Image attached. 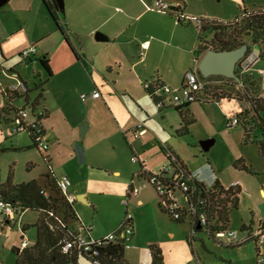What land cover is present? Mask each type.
Returning a JSON list of instances; mask_svg holds the SVG:
<instances>
[{
    "label": "crops",
    "instance_id": "obj_1",
    "mask_svg": "<svg viewBox=\"0 0 264 264\" xmlns=\"http://www.w3.org/2000/svg\"><path fill=\"white\" fill-rule=\"evenodd\" d=\"M156 1L63 0V8H60L61 19L70 42L78 52L77 57L57 28L43 0H0V114L8 107L25 108L30 121L40 120L48 144L47 150L43 151L31 145L30 134L26 132L23 137L20 135L21 132L10 136L3 124L9 125L8 131L12 130L10 118L13 111L9 112L7 119H0V156L4 158L3 162H0V185L7 182L10 174L14 184L22 183L16 179L15 165L18 159L6 153L38 150L47 170L31 180L35 179L42 184L46 175L57 180L63 175L68 176L71 184L67 191L74 195L73 207L79 219L78 207L90 205L93 208L92 223L80 219L83 224L91 225L90 236L93 238H101L117 230L126 212H131L132 208L134 233L138 230L139 217L134 204L143 206L146 203L141 195L148 192L147 186H152L146 177L148 174L160 172L168 165V152L176 155L188 170L179 154L177 139L189 135V126L195 122L191 106L202 102H193L183 109L193 121L188 125V132L180 135L177 132L182 124L180 111L170 105L158 109L144 84L158 82L172 86L181 85L188 70H198V63L207 50H199L203 42L200 32L194 35L192 43L190 37L189 45L180 44L183 22L187 17L182 12L183 16L179 17L176 13L173 15L153 10ZM184 26H186L184 29H187V25ZM97 33H101L102 36L97 38ZM31 45L37 47V52L24 59L21 52ZM180 51L187 52L183 61L176 58ZM252 51L253 45L250 53ZM250 53L245 60L247 65L264 59V44L260 45L257 58H252ZM42 57L49 59L51 75L43 68L39 60ZM16 78L27 84L28 92L11 97L6 90ZM96 88L101 92L99 98L91 96ZM83 93L88 95L85 100L81 98ZM260 94L264 96V93ZM77 106L78 108H75ZM76 110L79 114H73ZM59 112L62 114L60 123L68 125L72 134L71 147L67 153L72 167L56 172L60 162L62 139L58 133L56 116ZM140 121L145 123V131L134 137L133 128ZM77 143L84 150L83 160H79L75 149ZM120 153L125 154L122 159ZM28 154L27 168L31 169L40 162V159L35 153ZM133 157L137 159L133 160ZM77 158L80 162L78 167L74 165L77 164ZM7 159L12 160L13 164L9 171L6 170L4 163ZM256 172L257 174L252 175L260 174ZM99 175L117 177V185L111 187V190H102L99 186L91 189V177ZM27 181L30 179L24 182ZM234 182L239 183L242 193L243 182L239 179H233L223 186H229ZM130 188L137 189V194L130 193ZM261 192L264 193V188H261ZM241 193L238 207L230 211V220L231 212L240 210ZM102 195L109 198L107 203L104 200L100 201L104 198ZM79 196L82 199H79ZM124 200L127 201L126 204ZM157 203L160 213L168 215L161 203ZM102 205L103 207L108 205L106 209L112 210L104 218ZM168 217L173 225L185 221L174 220L169 215ZM6 223L7 230L4 228L5 224L0 222V238L9 239L13 220L6 218ZM260 223H264V214L262 212L257 214L251 210V216L245 219L241 217L238 228L232 229L244 234ZM29 226L25 222L19 233L14 234L7 244L4 240L0 242L2 248L8 245L10 252L14 254V264L15 250L20 246L21 240L26 238L24 234L29 230ZM33 227L35 228L34 225ZM227 227L231 228L230 221ZM168 233L172 237L175 236L173 230H169ZM200 234H196L194 242L199 241L201 247L211 253L205 241L197 237ZM188 237L189 234L186 241L192 247L193 242L190 243ZM212 239L217 243L214 238ZM132 240L133 236L130 241ZM250 243L254 244V264H257V255L261 253L263 246ZM28 244L30 245L29 241ZM240 246L225 247L233 250ZM132 249V246L125 249L124 258L127 264H130L127 250ZM138 253L140 257L143 256L142 249ZM196 254L205 264H210L202 259L198 252ZM0 264L6 263L0 261ZM77 264L93 263L80 255Z\"/></svg>",
    "mask_w": 264,
    "mask_h": 264
},
{
    "label": "rangeland",
    "instance_id": "obj_2",
    "mask_svg": "<svg viewBox=\"0 0 264 264\" xmlns=\"http://www.w3.org/2000/svg\"><path fill=\"white\" fill-rule=\"evenodd\" d=\"M168 4L166 13L182 17L184 14L186 20H184L181 42L180 44L189 45L190 37L193 42L194 35L200 32V37L210 39L214 36V33H219V29L206 28L201 32L199 28L202 24H216L220 26L227 25V22L233 21L240 17L245 10L252 12L264 9V0H162ZM155 5L153 10L159 11ZM183 14H182V13ZM176 13V14H175ZM181 13V14H180ZM200 21V22H199ZM177 23V22H176ZM187 25V29H184ZM218 26V27H220ZM234 26V25H233ZM221 28V27H220ZM250 43L249 38H244ZM199 38V42H200ZM187 52L180 51L176 58L178 61H183ZM246 58L240 61L241 67L244 66V70L238 67V72L243 78L247 79L245 84L224 82L216 84V87H222L221 93L227 99L223 101L197 103L191 106L195 122L189 126V135L186 137L178 138L179 154L186 164L188 171L198 180L204 182L206 185H211L218 180L222 185L230 183L233 179L241 180L243 186V192L241 193V207L240 210H233L231 212L230 227L238 228L240 218H249L251 216V210H254L257 214L261 212L264 214V193L261 192V188H264V173L263 171V157L260 153L259 141L262 138L264 129V104H257V112H249L246 117L240 116V121L249 131L248 142H245L243 126L241 124L234 125L232 127L227 126V120L232 119L238 114L240 108L250 109L246 100L248 99H260L264 96H260V92L264 93V59L258 60L251 64H245ZM252 75V76H250ZM253 76L255 78H253ZM260 79V80H259ZM260 83V92H255V85ZM210 92L212 91L209 90ZM216 91H220L216 90ZM21 101V100H20ZM75 108H78L75 107ZM73 114H79L78 110L73 111ZM225 114L227 117H225ZM58 123V133L62 137L61 141V154L57 165V171L68 170L71 164L68 156V149L71 147L70 141H72V134L68 125L61 124L62 114L59 112L56 114ZM178 119V116L176 114ZM9 125L3 124L6 132L13 136L12 131H8ZM25 132H21L23 137ZM82 134V131H81ZM80 134V135H81ZM256 136V138H255ZM255 139H257L255 141ZM80 145L79 143H77ZM81 146V145H80ZM28 153H35L39 156L40 162L37 165L27 168V155ZM7 155L16 157L18 163L16 167V179L18 182H24L28 179H32L40 176L42 171L47 170L46 163L41 159L40 153L36 149H32L29 152H8ZM125 154L120 153L122 159ZM0 156V162H3L4 158ZM244 159L250 164L254 171L260 172L259 175L248 174L247 172L240 171L239 168L234 166L235 162L239 159ZM6 170L9 171L13 167L12 160L4 161ZM79 160L77 158L78 167ZM69 166V167H68ZM91 189L96 186L102 187V190H111L110 188L117 185L118 178L108 175H99L91 177ZM148 192L141 195L145 198L146 203L143 206L135 205L137 209V215L139 217V228L133 235V240L130 241L132 250H127L130 257V264H139L140 261L150 264V252L149 246H157L162 253L165 264H194L196 253L210 264H254V244L246 243L233 250L227 249L221 244L215 243L209 233H201L199 236L205 241L206 247L211 253L205 251L199 241L193 242L192 247L187 243L186 237L190 232V220L185 218L184 223L179 225H173L169 220L168 215H162L157 208V202L161 203L162 199L152 186H147ZM100 197V195H97ZM102 200L107 201L109 198L107 195H102ZM108 205H105L102 209V217H107L112 212L110 209H106ZM78 214L80 219L84 222L92 223L93 208L90 205H84L78 207ZM80 212V213H79ZM133 208H132V211ZM38 212L35 210L27 209L16 215L15 220L12 223L11 232H9L10 238H13L14 234L19 233L21 226L27 222L29 230L24 234L30 245L35 243V228L33 225L38 220ZM92 220V221H91ZM0 222L5 224V230L8 229L6 218L0 213ZM91 226V225H87ZM169 230L175 232V236L172 237L168 233ZM241 235V234H240ZM7 238H0L8 243ZM211 239V240H210ZM143 251V256L140 257L139 250ZM261 253L264 254V246L261 249ZM0 261H4L6 264H14V254L10 252L8 245L2 248L0 245ZM149 261V262H148Z\"/></svg>",
    "mask_w": 264,
    "mask_h": 264
},
{
    "label": "trees",
    "instance_id": "obj_3",
    "mask_svg": "<svg viewBox=\"0 0 264 264\" xmlns=\"http://www.w3.org/2000/svg\"><path fill=\"white\" fill-rule=\"evenodd\" d=\"M43 2L46 5L47 10L53 18L57 28L61 31L66 41L69 43L73 53L79 57L77 50L70 42V39L67 35L65 25L61 19V11L57 2L55 0H43ZM222 24L223 22H220L219 25H204L201 22L199 26L201 32L206 28H214L221 31H219V33L215 32L210 41H204L203 39V42L199 48L200 51H206L210 48L215 50L234 49L243 43H248L244 38H249V51L247 53L249 54L252 45L264 44V9L252 12L245 10L240 17L225 23L230 25L229 29L227 25L220 26ZM39 60L43 68L51 75L52 70L49 64V59L42 57ZM238 67L242 68L240 62L236 67V73L240 77L239 81L235 80L234 78H228L221 75L202 77L200 74L201 78L208 83L206 84L200 99H197L194 102H211L227 99L221 93L222 87H216V84L224 82H241L242 84H245L247 79L240 75L237 70ZM255 86V92L258 93L260 91L259 83H257ZM219 89L220 91H216ZM146 90L150 93V89ZM246 102L250 109L246 108L243 111H241V109L234 117H237L239 121L238 124L243 126L244 139L245 142H248L249 131L242 124L243 122L240 121V116L246 117L249 112L252 111L256 113L258 110L256 106L257 104H264V97L257 100L248 99ZM191 103L193 102L186 104L184 107H175L180 111L182 119V124L177 131L180 135H184L188 132V125L193 121V119L183 111V109L187 108ZM10 111L15 112V109H9L8 107L6 108V111L2 110L0 119H7V116L10 115ZM261 130L264 131L262 128ZM30 139L32 143L31 145L39 149L31 135ZM259 148L264 161V132L262 138L259 141ZM167 159L168 162H170L173 166L179 164L181 167L185 168L178 157H176L177 160L174 162L168 156ZM234 166L251 174H257V172L253 171L251 166L248 165L243 159L237 160ZM11 176L12 175L10 174L7 182L4 185H0V198L12 204L16 209L17 215L27 209L36 210L39 212L38 220L34 224L36 228L35 243L33 245L28 244V246L22 251H19L18 249L15 250V264H77L80 255L88 258L87 254L89 253H84L83 251L76 248L67 252L63 250V245L66 241L75 240L78 235L86 234V229L75 212L73 202L68 201L66 196L58 187L57 179L46 175V179L42 184L35 179L14 184L12 182ZM194 183L198 187L196 192H201L199 194L201 198L205 197L207 192L206 190H208L210 191V199H215L219 202L220 209H218L217 212L210 210V215L212 220L219 225L220 229H226L230 221L231 209L238 207L239 196L241 193L240 187L225 190V186L220 184L219 181H215L212 185H206L199 182L196 178ZM44 192H46V194ZM196 232L198 234L204 231L199 229ZM210 235L212 237L211 233ZM188 240L190 243H192L190 237H188ZM236 246L228 247L231 248ZM94 248L98 250V257L102 260L103 264H127L124 258L125 246L123 240L121 239L110 241ZM150 254L151 264H164L161 250L157 246L150 245Z\"/></svg>",
    "mask_w": 264,
    "mask_h": 264
},
{
    "label": "built area",
    "instance_id": "obj_4",
    "mask_svg": "<svg viewBox=\"0 0 264 264\" xmlns=\"http://www.w3.org/2000/svg\"><path fill=\"white\" fill-rule=\"evenodd\" d=\"M155 5L160 12H166L168 4L162 0H157ZM183 16V15H181ZM200 22V21H199ZM37 47L31 45L21 52V57L24 59L30 58L36 54ZM244 70V66H242ZM208 82L201 78L198 70H188L185 73L183 82L179 86H172L169 84L161 83H149L144 84L146 89H150V95L155 100V104L158 109L164 108L166 105L173 107H184L190 102H194L200 99L201 94ZM7 94L14 97L18 93H27L28 86L21 79L16 78V81L12 83L6 90ZM87 94L83 93L81 98L85 100ZM91 96L93 98L101 97L99 89H94ZM12 106V105H11ZM14 109V108H13ZM12 125V133L26 132L30 134L40 150H47L48 144L45 139L44 128L40 120L28 119V111L25 108L15 109L12 117L10 118ZM239 123L237 117L229 119L227 122L228 127H232ZM145 123L140 121L133 128L134 137L139 136L145 131ZM167 156L174 162L176 161V155L171 152L167 153ZM47 159V157H45ZM133 157V160H136ZM145 170V169H144ZM147 181L152 185L158 195L161 197V206L163 210L174 220L181 221L186 217L190 220V232L189 237L191 242H194L197 230L202 229L206 233H211L212 237L218 244L225 246H236L247 242H254L257 246H264V223H260L256 227L247 230L244 234L240 235V231L237 229L226 228L220 229L210 215V210L217 212L220 209L219 202L217 200L210 199V191L206 190L205 197L201 198L200 193H197L198 187L195 185V177L184 167L179 164L172 165L168 162V165L164 166L160 172L151 173L147 175ZM58 187L62 193L66 196L67 200L73 202L74 195L68 193V187L71 181L68 176L63 175L57 180ZM239 187L238 182H234L225 187V190L230 188ZM130 193L137 194V189L130 188ZM46 194V192H44ZM126 204L127 201L124 200ZM0 213L4 215L8 220H15L17 215L15 207L4 199L0 198ZM86 229V234H80L75 240L66 241L63 245L65 252L71 249H79L84 253H89L88 258L93 264H103L102 260L98 257L99 252L94 247L101 246L110 241L117 239L123 240L125 249L131 247L130 240L134 234L133 215L127 211L119 228L108 235L101 238H93L90 236L91 226L83 224ZM28 246V240L23 238L21 240L19 251H22ZM257 264H264V254L258 253L256 258ZM139 264H147L140 262ZM194 264H205L201 258L196 255Z\"/></svg>",
    "mask_w": 264,
    "mask_h": 264
},
{
    "label": "water",
    "instance_id": "obj_5",
    "mask_svg": "<svg viewBox=\"0 0 264 264\" xmlns=\"http://www.w3.org/2000/svg\"><path fill=\"white\" fill-rule=\"evenodd\" d=\"M59 8H63V0H56ZM101 33H97L96 37L100 38ZM248 43H243L239 47L229 50H215L208 49L198 63V71L202 77H208L212 75H221L228 78H234L239 81L240 77L236 73V67L238 63L243 59L247 58L249 54ZM260 52V45L254 44L253 51L250 53L252 58H257ZM75 149L79 156V160L84 158L83 148L76 144ZM82 199V197H78Z\"/></svg>",
    "mask_w": 264,
    "mask_h": 264
}]
</instances>
